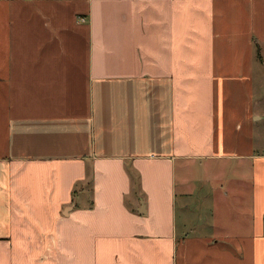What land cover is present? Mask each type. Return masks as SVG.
I'll list each match as a JSON object with an SVG mask.
<instances>
[{
    "label": "crops",
    "instance_id": "obj_1",
    "mask_svg": "<svg viewBox=\"0 0 264 264\" xmlns=\"http://www.w3.org/2000/svg\"><path fill=\"white\" fill-rule=\"evenodd\" d=\"M0 264H264V0H0Z\"/></svg>",
    "mask_w": 264,
    "mask_h": 264
},
{
    "label": "rangeland",
    "instance_id": "obj_2",
    "mask_svg": "<svg viewBox=\"0 0 264 264\" xmlns=\"http://www.w3.org/2000/svg\"><path fill=\"white\" fill-rule=\"evenodd\" d=\"M181 203H182V201H181V197H179V199H178V208H179V212H178V215H179V217H178V222H179V225H180V227H181V231L183 230V216H182V211L180 210V208H181ZM215 218H216V216H215ZM199 219V218H198ZM197 219V220H198ZM234 219H237L236 217H234V216H232V217H227V216H223V212L222 211H220V215H219V217L217 216V228L215 227V228H211L210 227V231L209 232H222L223 230L222 229H220V228H224L225 229V231L226 230H230V234H234V233H236L235 232V230H234V225L233 224H231V222L234 220ZM194 221V220H193ZM197 225V224H196ZM198 227V226H197ZM192 229V228H191ZM203 231H205L204 229H202L201 231H199L198 230V228H197V230L195 231V232H203ZM206 233L208 232V231H205ZM208 232V233H209ZM226 235V234H225ZM225 235L224 236H217V238L218 239H226V237H225ZM219 237H221V238H219Z\"/></svg>",
    "mask_w": 264,
    "mask_h": 264
}]
</instances>
